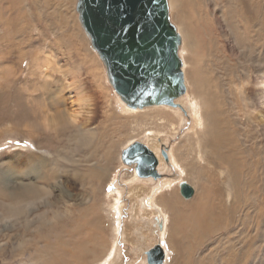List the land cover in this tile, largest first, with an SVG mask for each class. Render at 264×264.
<instances>
[{"label": "rangeland", "instance_id": "obj_1", "mask_svg": "<svg viewBox=\"0 0 264 264\" xmlns=\"http://www.w3.org/2000/svg\"><path fill=\"white\" fill-rule=\"evenodd\" d=\"M171 2L170 20L183 38L179 50L186 91L175 99V107L129 109L96 54L94 66L103 72L111 106L90 82L81 56L92 57L94 51L75 10L77 0H0V264H59L62 252L63 264H148L146 253L156 245L167 252L162 264H264V0ZM32 49L52 63L48 87L42 85L47 67L37 69ZM54 66L80 67L83 90L94 95L84 145L74 131L43 135L27 124L32 100L49 108L48 89L66 108L76 100V92L67 87L73 78H64ZM174 109L182 116L170 130L158 122L173 119L165 112ZM209 112L223 134L216 151L203 146ZM135 141L165 153L166 158L160 155L163 164H157L158 178L138 177L122 162L123 150ZM105 164L104 178L96 177L92 170ZM181 182L194 191L186 199L179 192ZM27 187L36 192L26 194ZM156 187L164 200L168 187L176 188L180 201L205 194L217 217L198 216L206 218L208 228L191 237L182 226L172 246L159 234L158 213L142 206ZM47 244L62 251L47 255ZM85 244L92 251L75 258V248Z\"/></svg>", "mask_w": 264, "mask_h": 264}, {"label": "water", "instance_id": "obj_2", "mask_svg": "<svg viewBox=\"0 0 264 264\" xmlns=\"http://www.w3.org/2000/svg\"><path fill=\"white\" fill-rule=\"evenodd\" d=\"M76 10L110 86L125 106L178 105L175 99L185 90L181 37L170 20L167 0H77ZM121 160L138 177H159L157 158L144 143L128 145ZM179 190L185 199L193 194L186 182ZM146 255L148 264H162L164 250L156 245Z\"/></svg>", "mask_w": 264, "mask_h": 264}, {"label": "bare ground", "instance_id": "obj_3", "mask_svg": "<svg viewBox=\"0 0 264 264\" xmlns=\"http://www.w3.org/2000/svg\"><path fill=\"white\" fill-rule=\"evenodd\" d=\"M18 1V0H17ZM168 1V6H171V4L173 3V2H171V1H173V0H171L170 2H169V0H167ZM179 2H181L182 0H178ZM14 2V1H13ZM263 2V1H262ZM12 3V2H11ZM14 4V3H13ZM34 4H37V3H34ZM256 4H254V6H255ZM17 6V5H16ZM76 7V6H75ZM171 7H173V5L171 6ZM250 7V6H249ZM174 8V7H173ZM261 8H263L262 6H261ZM76 10V9H75ZM257 10V9H256ZM263 10V9H262ZM77 11V10H76ZM75 11V12H76ZM172 11V10H171ZM255 11V10H254ZM174 12V11H173ZM252 13V12H251ZM258 14V13H257ZM263 14V13H262ZM67 15V14H66ZM61 16H63V15H61ZM170 16V15H169ZM78 17H79V14H78ZM29 18V17H28ZM12 19V18H11ZM10 19V20H11ZM37 19V18H36ZM72 19V18H71ZM73 22V21H72ZM52 23V22H51ZM21 24V23H20ZM74 24V23H73ZM69 25V24H68ZM65 26V25H64ZM22 27V26H21ZM62 27V26H61ZM81 27H82V25H81ZM23 28H25V27H23ZM11 29V28H10ZM13 29V28H12ZM82 30H83V32H84V34H86L85 33V31H84V29H83V27H82ZM179 33V32H178ZM180 35V34H179ZM3 36V35H2ZM186 36H187V34H186ZM181 37V40H182V42H181V46L183 45V38H182V36H180ZM10 38V37H9ZM17 38V37H16ZM37 38V37H36ZM24 39V38H23ZM37 40V39H36ZM56 40V39H55ZM73 42H74V44L75 45H78L79 44V42H76V40H73ZM66 43V42H65ZM70 44V43H69ZM91 44V43H90ZM185 45L186 46H188L189 45V42H185ZM8 46V45H7ZM71 47V46H70ZM92 49H93V47H92ZM64 50V49H63ZM88 50V49H87ZM38 51V50H37ZM37 51H35L34 49H32V55H33V57H34V59L32 60V62L35 60V63H36V67L38 66V67H40V68H42L41 66H45V68L47 69L46 70V72H42V74H44V77L45 78H42V85H47V87H48V84L50 83V81H49V79H46V78H48V70H49V68H51V67H53V66H51V67H49L51 64H49L50 62L48 61V60H45V59H47V58H45V57H42V56H40L39 54H37L38 52ZM68 51H69V49H68ZM78 51L80 52L81 51V49H79V47H78ZM83 51V50H82ZM81 51V52H82ZM88 51H90V50H88ZM93 51H94V53L93 52H90V55L92 56V57H90V56H88V54L86 53V55L85 56H81V57H83V61H84V63L83 64H88V66H86V71L90 74L89 75V79H90V82H92V83H94V87H95V90H98V92H100V93H102V95H104L105 96V102L106 103H108L107 105L109 106L110 105V99L109 98H107L108 97V92H106V88H104L106 85H104V82H103V77H104V75H103V72L101 71V69H98L99 67H96V66H94L95 64V61H93V58H95L96 56L98 57V55H97V53H96V51L93 49ZM29 52V51H28ZM35 54H34V53ZM40 52H42V51H40ZM62 53V52H61ZM44 53L42 52V55H43ZM95 54H96V56H95ZM45 56V55H44ZM49 57H51V56H48V58ZM179 57H180V59H181V52H180V50H179ZM99 58V57H98ZM50 59V58H49ZM53 59V58H52ZM96 59V58H95ZM55 60V59H54ZM31 61V60H30ZM182 61V71H183V60H181ZM56 63V62H55ZM82 63H81V65H82ZM57 65V64H56ZM38 67H37V69H38ZM55 68H57L56 70H53V71H57V70H59V73L60 72H63L64 74V78L66 77V75H68L67 76V78H69L70 76L73 78V86L72 85H67V87H69V88H71V90L74 92H76V94H77V96H76V100L74 101V102H71L70 103V107H68V108H66V107H64L63 105H62V98H60V99H58L57 98V96H55L56 94L55 93H53V94H51V91H50V89H48L47 91V93H49V99H50V101H49V108L47 109L46 108V104L43 102L42 103V101H38L37 99L38 98H36V99H34V100H32V103H31V107H30V105H29V109L27 108V110H28V116L30 117H32V120H30V122L29 123H27V124H30L29 126H30V128L32 129V131H33V133H36L37 131H40L43 135H47V133H50L49 131H55V132H57V131H62V132H65V131H74V133H77V136H78V141L80 142V143H83V145L85 144V142L86 141H88V137L87 136H83V130L86 128V126H87V122L89 121V119H90V102L92 101V99L94 98L92 95H87L85 92H84V90H83V87H86V86H84V85H86L85 84V82H83V81H85L82 77H81V68L80 67H77V68H75V67H67L66 69H67V73H66V69L65 70H62L61 68H59L58 66H54ZM103 68H104V72L106 73V71H105V67L103 66ZM44 69V68H43ZM34 70H36V69H34ZM37 71V70H36ZM39 71V70H38ZM50 75H51V73H49ZM183 76H184V71H183ZM63 77V76H62ZM198 78V77H197ZM69 82V81H68ZM196 82V81H195ZM194 82V83H195ZM262 82H264V80L262 81ZM187 83V82H186ZM71 84V83H70ZM184 84H185V76H184ZM188 84H189V82H188ZM41 85V84H40ZM195 86H196V84H195ZM39 87V86H38ZM41 87V86H40ZM39 87V88H40ZM109 88V87H108ZM186 88H187V85L185 84V90H184V93H185V91H186ZM30 89V88H29ZM94 90V92H96ZM86 91V90H85ZM93 91V90H92ZM109 91V90H108ZM242 91V90H241ZM110 93V92H109ZM39 94H40V92H39ZM88 97H87V96ZM118 97V96H117ZM116 97V98H117ZM180 98V97H179ZM190 98H192V101L197 105V104H199L198 103V101L196 100V98L195 97H193V96H191ZM200 98V97H199ZM198 98V99H199ZM203 98V97H202ZM118 99L121 101V99L118 97ZM117 99V100H118ZM189 99V98H188ZM185 100V99H184ZM200 101H201V99H199ZM19 101V100H18ZM60 101V102H59ZM199 101V102H200ZM94 102V101H93ZM122 102V101H121ZM203 102V101H202ZM28 103V102H27ZM114 103V102H113ZM118 103V102H117ZM35 104V105H34ZM95 104V103H94ZM121 104H123V102L121 103ZM18 105V104H17ZM25 105V104H24ZM23 105V106H24ZM34 105V106H33ZM75 105H76V108H75ZM111 106V105H110ZM124 107H126L125 105H124ZM150 107H154V106H150ZM197 107V106H196ZM51 108H53V110H52V113H50L51 111H49V110H51ZM123 108V107H122ZM128 108V107H127ZM146 108V107H145ZM177 108V107H176ZM93 109V108H92ZM115 109V108H114ZM130 109V108H129ZM26 110V111H27ZM108 110V109H107ZM175 110V109H174ZM19 111V110H18ZM17 111V112H18ZM123 112V111H122ZM125 112V111H124ZM16 113V112H15ZM14 113V114H15ZM165 113H167V114H169V115H171V116H173V119L172 118H168V117H165V118H163V120L161 119V120H159V124L160 125H162V126H165V125H168L169 126V129L170 130H174L175 128L173 127V120L174 119H176V120H178V119H180L181 120V114L178 112V111H172V112H169V111H167V112H165ZM109 114V113H108ZM110 115V114H109ZM15 116V115H14ZM24 116V115H23ZM2 117H3V115H2ZM19 117V116H18ZM16 120V119H15ZM264 119H262L261 121H263ZM205 121H206V129H207V131H206V134L208 135V137H207V139L205 138L204 139V144H203V146H204V148L206 149V150H215V149H217L218 150V148H219V146H220V143L222 142L221 141V139H222V137H223V134L220 132V127L218 128L217 127V124H218V118L213 114V113H211V112H209L208 114H207V117H205ZM28 122V121H27ZM202 122H203V119H202ZM263 124H264V122H262ZM26 124V125H27ZM87 131V130H86ZM147 131V130H146ZM145 132V131H144ZM226 132V131H225ZM149 134V133H148ZM151 134V133H150ZM203 135V134H202ZM159 136V135H158ZM227 137V136H226ZM228 138V137H227ZM223 140V139H222ZM40 141V140H39ZM225 142V141H224ZM35 143V142H34ZM223 143V142H222ZM226 143V142H225ZM82 145V144H81ZM229 145V144H228ZM223 146V145H222ZM225 146V145H224ZM225 150H227V148H225ZM153 151V150H152ZM216 151V150H215ZM154 152V154H155V156H156V158H157V163L158 162H160L159 164H161L162 163V159H161V157H162V154H161V152H160V155H161V157H160V155H159V153H157V151L155 152V151H153ZM216 156H219V154L218 153H214ZM228 155V154H227ZM229 155H231V154H229ZM225 157H227V156H225ZM233 157V156H232ZM175 158V157H174ZM219 158V157H218ZM222 159V158H221ZM232 160V159H231ZM219 161V160H218ZM222 161V160H221ZM230 161V160H229ZM233 162H234V160H233ZM176 163V162H175ZM182 163V162H181ZM163 164V163H162ZM177 164V163H176ZM232 164V163H231ZM178 165V164H177ZM159 166V165H158ZM162 166V165H161ZM233 167H234V165H232ZM192 167H194V166H192ZM232 167V168H233ZM195 168V167H194ZM98 169V168H97ZM107 166H106V164L101 168V169H98V170H92V172L95 174V176L96 177H98V178H104V171H105V173H106V171H107ZM181 169V168H180ZM199 170V169H198ZM91 172V171H90ZM251 176V175H250ZM134 177H136L135 175H134ZM252 177V176H251ZM256 177V176H255ZM250 178V177H249ZM234 180V179H233ZM157 181V180H156ZM250 182H251V179H250ZM235 183V182H234ZM239 183H240V181H239ZM165 184H170L169 182H165ZM251 184H252V182H251ZM179 185H180V183H179ZM246 185V184H245ZM159 186H160V184H159ZM239 186V185H238ZM250 186V185H249ZM170 187H168L167 189H165V191L167 192V194H166V196H167V198L164 200V199H162L163 197H160V195H158L157 196V191H159V188H153L152 190H151V195L150 196H148L149 198L147 199V201H146V203L144 204V205H142L143 207L145 206L146 207V205H150L152 208H150L151 209V211H150V214L151 213H158V217H156V219H157V224L159 225V227L158 228H160L159 230V234L161 235H163L164 236V238L163 239H166L165 241H167V240H170V243H172V246L173 245H175V243H177L178 241H177V235L179 234V233H181L182 231H181V229H182V226H184L185 227V231H186V236L188 235L189 236V233L190 234H192V233H196L197 231H203L202 230V228H204V230L206 229V227L208 228V226L206 225V218L205 219H203L202 217V219H200V217H198V216H209L210 215V213H211V209L212 208H214V207H212V208H210V204H211V202H210V204L208 203L209 202V200H207V196L205 195V194H201V195H197V196H195V198H192V199H190V200H188V201H180V199L177 197V195H176V188L174 187V188H170ZM239 188V187H238ZM193 189V188H192ZM208 189V188H207ZM160 190H161V186H160ZM198 190V189H197ZM26 194H28V195H32V194H34L35 192H36V187H34V188H32V187H27L26 188V190L24 191ZM198 192V191H197ZM193 193H194V191H193ZM210 193V192H209ZM209 193H208V195H209ZM211 193H212V191H211ZM219 193V192H218ZM243 193H244V191H243ZM197 194V193H196ZM196 194H194V195H196ZM15 195V194H14ZM238 195V194H237ZM244 196V195H243ZM194 197V196H193ZM238 197H240V196H238ZM219 199V198H218ZM214 200H216V199H214ZM210 201H211V199H210ZM222 201V200H221ZM245 201V200H244ZM199 202H201V204H204L205 206H206V208L204 207V205H203V207H201L200 205V203ZM213 202V201H212ZM218 203V202H217ZM218 204H220V203H218ZM240 204V203H239ZM247 204V203H246ZM84 205V204H83ZM212 205V204H211ZM141 206V207H142ZM201 207V210H197V208L198 207ZM233 206V205H232ZM117 207V206H116ZM216 207V206H215ZM219 207V206H218ZM223 207V206H222ZM238 207V206H237ZM118 208V207H117ZM143 209V208H142ZM141 209V210H142ZM220 209V208H219ZM218 209V210H219ZM215 210V209H214ZM240 211H242V210H240ZM245 211V210H244ZM243 211V212H244ZM145 212V211H144ZM231 212H232V210H231ZM212 213H213V211H212ZM211 213V214H212ZM216 213V212H215ZM237 213H239V212H237ZM241 213V212H240ZM257 212H255V214H256ZM259 213V212H258ZM214 214V213H213ZM233 214V213H232ZM115 215V214H114ZM215 215V214H214ZM217 215V214H216ZM215 215V216H216ZM246 215V214H245ZM244 215V216H245ZM252 215V214H251ZM263 215V214H262ZM156 216V215H155ZM221 216V215H220ZM239 216V215H238ZM217 217V216H216ZM215 217V218H216ZM225 217V216H224ZM246 217H247V215H246ZM245 217V218H246ZM251 217V216H250ZM116 218V217H115ZM208 218H210V216L208 217ZM244 218V217H243ZM219 219V218H218ZM218 219H217V221H218ZM248 219V218H247ZM264 219V218H263ZM231 220V219H230ZM214 221H215V219H214ZM249 221V220H248ZM151 222V221H150ZM260 223V222H259ZM209 224H211V223H209ZM244 224V223H243ZM249 224H250V222H249ZM149 225V224H148ZM151 225V224H150ZM158 225H156V226H158ZM212 225H213V222H212ZM227 226H228V224H227ZM247 226H248V224H247ZM209 227H211L212 228V226L210 225ZM252 227V226H251ZM78 228V227H77ZM220 228H222L221 226H220ZM227 228V227H226ZM150 229V228H149ZM215 229V228H214ZM255 229V228H254ZM150 230H152V229H150ZM213 230V229H212ZM245 230V229H244ZM258 230V229H257ZM189 231V232H188ZM214 231V230H213ZM206 232V231H205ZM208 232V231H207ZM211 232V231H210ZM245 233V232H244ZM257 233V232H256ZM177 234V235H176ZM161 235V236H162ZM180 235V234H179ZM203 235V234H202ZM240 235H241V233H240ZM244 235V234H243ZM249 235H251V233L249 234ZM150 236H152V235H150ZM182 236V235H181ZM180 236V237H181ZM187 236V237H188ZM206 236V235H205ZM245 236V235H244ZM247 236V235H246ZM58 237V236H57ZM74 237V236H73ZM170 237H171V239H170ZM180 237H178V238H180ZM189 237H191V235L189 236ZM200 237V236H199ZM242 237V236H241ZM257 237V236H256ZM148 238V237H147ZM254 238V237H253ZM180 239H182V237L180 238ZM192 239V238H191ZM194 239V238H193ZM185 240V239H184ZM199 240V239H198ZM260 241H261V239H259ZM263 240V239H262ZM73 241V240H72ZM187 241V240H186ZM238 241V240H237ZM194 242H195V240H194ZM240 242V241H239ZM261 242H263V241H261ZM79 243V242H78ZM161 243V242H160ZM174 243V244H173ZM245 243V242H244ZM264 243V242H263ZM72 244H75V242H73ZM168 243H166V245H167ZM182 244V243H181ZM224 244V243H223ZM255 244V243H254ZM253 244V245H254ZM51 245V244H50ZM86 245L87 244H85V245H80L78 248H75V253H74V257L75 258H79V257H84V256H86L87 254H89L92 250H88L87 248H86ZM170 245V244H169ZM177 245V244H176ZM244 245V244H243ZM242 245V246H243ZM256 245H257V243H256ZM51 246H54V245H51ZM51 246H49V244H47L46 245V249H45V251H46V253H47V255L48 254H50V252L52 251V249L50 250V247ZM188 246V245H187ZM195 246V245H194ZM234 246V245H233ZM252 246V245H251ZM181 247V246H180ZM230 247H231V245H230ZM145 248V247H144ZM176 248V247H175ZM184 248V247H183ZM193 248V247H192ZM242 248V247H241ZM258 248V247H257ZM58 249H60L59 251L57 250V249H55V250H53L52 251V253H59L60 251H62V249H61V247H59ZM153 248H151L150 250H152ZM232 249H233V247H232ZM237 249V248H236ZM164 250V256L166 255V250L165 249H163ZM192 250V249H191ZM225 250V249H224ZM71 251H74V249L72 250L71 249ZM127 251V250H126ZM154 251V250H153ZM190 251V250H189ZM193 251V250H192ZM244 251V250H243ZM241 252V251H240ZM262 252V251H261ZM63 254H61L60 255V258H59V260L61 261V263H59V264H63L64 262V252H62ZM111 253V252H110ZM114 253V252H113ZM241 254V253H240ZM188 255V254H187ZM225 255V254H224ZM238 255V254H237ZM52 256V255H51ZM228 256V255H227ZM235 256V255H234ZM239 256V255H238ZM244 256V255H243ZM115 257V256H114ZM150 257H151V259L153 258V256L152 255H150ZM229 257V256H228ZM248 257H250V256H248ZM67 258V257H66ZM180 258V257H179ZM244 258V257H243ZM67 259H69V258H67ZM163 259H164V257H163ZM186 259V258H185ZM71 260H73V258H71ZM228 260H230V259H228ZM243 260V259H242ZM74 261H75V259H74ZM118 261V260H117ZM71 262H73V261H71ZM145 262V261H144ZM229 262V261H228ZM67 263V262H66ZM107 263V260H104L103 261V264H106ZM163 263V262H162ZM185 263V262H184ZM231 263V262H230ZM233 263V262H232ZM231 263V264H232ZM253 263H255V262H253ZM68 264H70V263H68ZM74 264H76V263H74ZM86 264V263H85ZM144 264V263H143Z\"/></svg>", "mask_w": 264, "mask_h": 264}, {"label": "snow or ice", "instance_id": "obj_4", "mask_svg": "<svg viewBox=\"0 0 264 264\" xmlns=\"http://www.w3.org/2000/svg\"><path fill=\"white\" fill-rule=\"evenodd\" d=\"M145 23H147V13H146ZM124 31H126V29H124ZM142 31H143V27H141V32H142Z\"/></svg>", "mask_w": 264, "mask_h": 264}]
</instances>
